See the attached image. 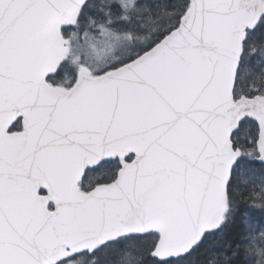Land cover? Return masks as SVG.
<instances>
[{
	"label": "snow or ice",
	"instance_id": "obj_1",
	"mask_svg": "<svg viewBox=\"0 0 264 264\" xmlns=\"http://www.w3.org/2000/svg\"><path fill=\"white\" fill-rule=\"evenodd\" d=\"M0 264H264V0H0Z\"/></svg>",
	"mask_w": 264,
	"mask_h": 264
}]
</instances>
